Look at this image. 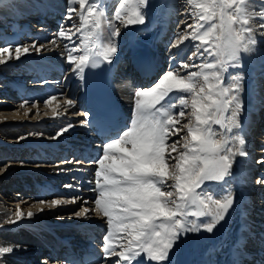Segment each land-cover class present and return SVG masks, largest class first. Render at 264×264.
<instances>
[{
	"label": "snow or ice",
	"instance_id": "6c2138e0",
	"mask_svg": "<svg viewBox=\"0 0 264 264\" xmlns=\"http://www.w3.org/2000/svg\"><path fill=\"white\" fill-rule=\"evenodd\" d=\"M186 3L192 6L190 15L195 24H185L170 48L179 52L191 45L192 52L155 84L135 90L130 125L109 137L100 154L88 161L97 165L94 181H89L94 184L90 190L96 193L94 207L82 206L72 213L77 218L95 215L105 219L103 253L107 264H173L175 250L189 233H213L237 203L231 190L215 199L203 186L207 182L225 181L232 175L236 157L249 155L244 136L229 135L233 129L241 128L243 74L229 75L227 84L224 77L229 67H243L242 54L256 51L258 43L264 45V0H186ZM149 5L150 0H119L113 20L126 27L142 25ZM74 13L79 16V26L72 22ZM104 16L103 0H68L65 19L78 32L81 28L84 31L74 40L76 34L61 25L50 40L56 47H59L57 39L65 42L68 50L65 62L81 81L86 69L102 62L110 64L118 52L120 29L112 22L108 24L111 29L108 42L95 43L102 38ZM45 47L43 42L39 46L36 42L31 45L9 42L0 47V66L19 61L31 55L32 50L40 54ZM54 100L55 95L47 98L45 107H50L53 116L58 117L62 115L57 111L61 105L53 106ZM28 103L25 100L20 107ZM32 103L35 107L38 102ZM64 103L75 106L76 101L66 99ZM77 115L85 117L81 126L92 123L88 119L90 112ZM178 117L186 118L187 122L181 124ZM214 125L220 126L219 134ZM74 127L67 124L57 137ZM184 130L186 134L181 135ZM257 162L264 163V158ZM6 170L7 165L0 168V172ZM255 183L264 186V178ZM77 202L88 203L79 196L39 200L31 206L37 212L30 208L26 214L17 205L18 210L0 222V230L4 224L16 225L43 212L44 207L40 206L55 209ZM14 250L12 246H0V258Z\"/></svg>",
	"mask_w": 264,
	"mask_h": 264
},
{
	"label": "rangeland",
	"instance_id": "374dc122",
	"mask_svg": "<svg viewBox=\"0 0 264 264\" xmlns=\"http://www.w3.org/2000/svg\"><path fill=\"white\" fill-rule=\"evenodd\" d=\"M19 1H24V0H19ZM2 2H5L6 4L5 6L9 8L8 6L11 0H1V4ZM178 2L181 3L180 6L178 5ZM183 2H185V4H183ZM176 5L180 9L175 8ZM16 6L17 7L14 8L16 9L15 12L17 11L20 12L21 11L20 6L18 5ZM117 6L118 4L114 7L113 11L109 12V17H104L106 21L114 23L116 27H119L120 29L121 37L119 36V38L116 41L118 47V53H119V57H117V60L119 62L123 61V64H120L118 66L117 72L115 74L116 78H119V76L122 75V70L123 71L125 70L124 68L125 63L128 60L133 61V59H135V57L137 56V51H140V49L143 48L155 59L162 62L163 65L165 64V72L159 75V77L156 80L158 81L167 71L170 70V64L168 59H171L172 57L173 61L179 60L177 49L170 48L169 44H171L176 39L178 32L184 31L185 24H195L194 19L190 15V13L193 11L192 6L188 5L186 3V0L185 1L184 0H168V1L154 0V3L152 5H149L146 9L147 14L145 16V23L142 25H132L130 27L124 26V24H122L120 21L113 20L114 13L117 10ZM169 6L171 9H169ZM7 10L5 9V12L9 11ZM196 11L199 10L197 9ZM9 13L10 16L14 15L12 11H10ZM161 13H165L164 17L161 16ZM106 21L105 24H107ZM165 27L169 28V30H167L168 34L164 33L165 35L163 37V31L165 30ZM83 31L84 29L81 28L80 31L77 33V36H80L81 32ZM188 31L190 32L192 31V29H189ZM0 32L4 33V31H2V28L0 29ZM110 32L111 29L106 34H109L110 36ZM155 33L157 34V36H160V38L156 39L153 45L146 43V41L150 39L149 37ZM106 36L107 35H105L104 37ZM77 42L79 43L80 41L77 40ZM137 42L142 43L143 45L139 46L136 44ZM29 44L31 45L30 41ZM187 49H188L186 50L187 52L185 51L186 53L185 56L189 55L192 52L191 45H189ZM121 52L123 54L120 55ZM255 52H257V54H260V59L258 58L257 60L248 61L247 60L248 56L250 57L251 53L249 55L242 54L241 59H242L243 67H230L232 70L228 69V73H226L224 77V82L225 84H227L229 83V75L236 76L237 74L242 73L243 88L244 85L245 86L249 85L246 87V90L251 93V96L249 97L250 106L240 116L241 135H243L242 133L245 131L243 127L248 122L252 121L251 116L255 117L256 112H258L256 110H252V99L254 97V94L257 97H260L261 100H264V97L262 96L260 90L262 89V78H263L262 76H264V54H261L262 52H264V45H260L258 43L256 46V51H254L253 53ZM73 54L76 55L78 53H73ZM44 55L42 56L36 55L37 57L33 56L30 58L29 56H27V57H23L19 61L12 60L9 62L7 66H0V168H4L7 165V170L0 172V209L4 213L10 215V214H14L18 210L17 205H19V210L25 212V214L30 208L34 213H36L37 209L31 206L33 204H36L37 201L39 200L51 201L52 199H57V198L69 199L74 196L82 197V199L88 201V203L81 204L80 202H77L76 204L57 207L55 209H50L47 206H40V207H44L43 212L37 213L30 219L26 218L16 225H9V226L17 227L23 232L24 231L25 233L27 232L29 234L28 235L26 233L28 235V238L30 237L29 239L28 238L27 239L30 240L32 243H36V245L38 244L39 246L47 243H51L53 246H57L58 244L63 243V241L59 238L62 239L66 238L71 241L70 243H72L73 241L74 242L73 244L83 245L85 241V236L89 233H95V227L101 223L102 219L96 217L95 215L90 216V218L88 219H85L83 217L77 218L72 215V213L78 211L82 206L94 207L93 200L96 195V193L93 192V196L85 198L84 194H80L81 188L79 186L77 187V185L74 183L76 179L71 177L70 175L71 173H65L68 172V170H70V168L66 169L68 167L72 166V169H78V170L81 167L79 165L74 166L75 163L70 158L63 159V157L66 156V153L69 152L71 154L70 149L74 147L75 143L77 144L80 141L78 136L73 137V135L71 136L61 135L57 137V133L55 134L54 131L49 132L48 130H45L46 128L54 129V127H60V125H64L66 123L68 124L73 123L74 125H76L75 124L76 122L77 124L78 122L80 123L81 119L83 118L82 115L81 117L77 118L78 117L77 113H81L80 102H78V99H76L75 96H72L71 93H69L70 89H72L76 93V86H74V84L77 82V79L74 76L72 78L73 72L70 70V68H69L70 71H65L64 73L59 72L57 71V68H54L53 69L54 71L51 72V74H60V76H58L59 81H63V83L67 82L68 85V80L70 82V78H71V83L68 89L62 88L61 86L62 84L61 82H59V84H57L56 86L52 84L54 86L52 87L53 89H60L59 92L52 90L51 92L50 90L48 92V90L42 88L41 92L39 93L38 91L35 92L40 95L39 97H32L29 95V91H26L25 93L24 91H21L17 88L18 86H21L22 88L21 83L22 84L27 83V89L29 88V84L31 80L29 81V78L27 76L28 75L27 70H25V68L28 67L29 65L32 66V68L33 67L44 68V66L46 67L48 63L62 64V65H66V67L68 65L65 62V58L68 55V52H66L65 54L63 53V56L59 57V59L57 58L58 56L55 57V56H48V55L44 56ZM34 57L36 59H34ZM37 58L38 59L41 58L43 63L47 62V64L42 65L41 59L38 60ZM55 60L58 61L56 62ZM256 64L257 67H253ZM124 79L127 83L130 81L129 80L130 77L124 76ZM6 85L7 86L10 85V86L7 87ZM11 85L14 87V89H12L13 87ZM15 91L18 92L16 93ZM22 93H24L25 99L24 98L20 99ZM50 93L56 96V100L52 101L53 106H55L57 103L61 105V107L57 111L62 115L58 117L53 116L50 107H45V100L51 96ZM66 99H75L76 101L75 106L66 105L64 103ZM23 100H28L29 103L26 104L23 108H21L20 105L24 102ZM33 101L38 102L35 107H33V103H32ZM29 108H31V112H28ZM65 108H67L66 112L64 111ZM37 112H39V115H36ZM244 115H246V117H244ZM72 116L74 118H72ZM178 119H180L181 124L187 122L186 118L178 117ZM213 128L214 131H216L218 134L222 131L219 125H214ZM184 134H186V130H184L181 133V135ZM250 137H251L250 138L251 143L249 141V138L246 135L244 136L247 142L246 149L248 144L250 146L251 144L252 145L255 144V147H257L255 148V150L253 149V151H251L252 154L251 158L252 160H256V163L250 171L251 176H253V173L251 172L253 171L254 168L255 171L254 176H255V180H257L258 176L261 174V171L263 170L264 172V167H262L258 171L256 170L260 167V165L256 166V164H258L257 161L264 158V155L260 157L261 152L262 153L264 152V127H260L258 129L255 138L254 136H250ZM11 138L15 139L16 144L10 142ZM217 138H219V135L217 136ZM254 151H256L255 154ZM251 154H249L248 157ZM63 161H69V162L62 163ZM247 163H248L247 158L240 157L239 166L240 168L244 167V171ZM37 166H45V167L38 168ZM60 166L61 168H58ZM60 170L62 171V173L60 172ZM233 170L235 172H240V169L238 168L234 169L232 167V173H234ZM63 173L65 174L63 175ZM216 183L217 182L205 183L203 186L204 191L211 194V196H214L215 192L212 189L215 187ZM36 185L41 188H45L46 190L43 193H39L38 191V194H34L33 196H31V192L35 191ZM66 185H73L74 187H65ZM77 189H79V191H77ZM46 192H55L56 194L55 195L50 194L49 197H45L43 195ZM232 211L233 210H231V212ZM60 214H64L62 221L57 220V216H59ZM231 214L230 216L226 217V220L223 221L220 225H218L217 229L211 234L205 231L195 233L192 235H190L189 233L187 237L181 241L179 246L180 248L178 247V249H176L175 252L177 253H174L173 257H175V255L178 257V258L177 257L174 258L176 260V264L178 263L183 264L180 261L179 253L181 251V248L191 240L195 242L196 245L199 246L198 250L196 251V253H198L197 257H194L193 254L190 255L194 259L200 258L199 259L200 261L196 260L195 264L202 263V260L204 259H207L208 263L211 262V258L208 254L210 253V248L213 249V247H216L215 243L211 241L212 240L219 241L221 239V237H219L217 234H219L220 232L225 233L226 229L229 228L230 224L232 223ZM104 221L105 219L103 220L104 223L103 226L106 227L105 225L106 221L105 222ZM9 226L3 227L2 230H6L10 228ZM225 227L226 229L223 230ZM2 230H0V232ZM78 231H80V233H78ZM106 231L107 228L105 229V234ZM47 235H49L48 236L49 240L48 238H46ZM79 235L80 237H78ZM36 237L38 239H36ZM116 243H119V240ZM181 244L183 245L181 246ZM207 251H209V253ZM30 254L33 253L27 251L21 253L6 254L5 256L0 258V264H6V262L9 261L10 259L13 261L15 260L16 264H46L47 260L45 261L43 260L45 263L44 262L42 263L40 257L33 256L31 258L32 260L27 259V256ZM111 258L115 259V257H111ZM189 262L193 264L191 258ZM53 263L51 261L47 262V264H53Z\"/></svg>",
	"mask_w": 264,
	"mask_h": 264
},
{
	"label": "bare ground",
	"instance_id": "6f19581e",
	"mask_svg": "<svg viewBox=\"0 0 264 264\" xmlns=\"http://www.w3.org/2000/svg\"><path fill=\"white\" fill-rule=\"evenodd\" d=\"M118 2H119V0H103L104 9H105V16L104 17H109V12L113 11L114 7L118 4ZM153 3H154V0H150V5H152ZM183 4H185V2H183ZM5 5H6L5 2H2V4H1V0H0V15H1L0 20L2 19L1 24H3V25H1L2 27L0 26V29L2 28V31H4V33L0 32V47L5 46L9 42H11V43H13L15 45L17 42L21 43V44H27V41H28V44H29V41H30L31 44L33 42H36L37 46H39V44L41 42H43L46 47L44 49H41L40 54H36L35 51L32 50V54L28 55L29 58L33 57V56H36V55H41L42 56V55L45 54V55H48V56H55V57L58 56L57 58L59 59V57L63 56V53L65 54L66 52H68V50L65 48V42L62 39H57L56 40V44L59 45V47H56V45L50 43V40H52L53 38L44 39L41 42L38 41V39H39L38 37H35L34 40H26L24 38H21L20 34L23 33V31L21 30V28H17V27H14V26L11 25V21H10L11 20V16H10V13H9L10 11H12L13 13L16 11V9H14V8L17 7L16 5L20 6L21 11L20 12L17 11L14 14L17 17H20V16L25 17L24 23L28 24L29 22L27 23L26 21L30 20V21L33 22V19H36V18H34L36 14H34V16H32L33 14H29L28 12L29 11L30 12L39 11V13H37V14H43L44 10L40 8L41 6L47 5L49 7L54 8V9H55V7H59L61 12L66 14V11H67V8H68V0H24V1L11 0L10 4L8 6L9 8H7ZM178 5L180 6L181 3L178 2ZM170 6H169V9H171ZM164 8H165V6H164ZM175 8H178V6L176 5ZM5 9L6 10L8 9L9 11L7 10L8 12H5ZM77 9H78V6H77ZM178 9H180V8H178ZM165 13H161V16L164 17ZM28 17L33 18V19H28ZM42 17H45V16L42 15ZM105 21L106 20L103 19L102 20V24H101L102 38H101L100 41H96L95 42L96 44H106L108 42V39H106L107 36L104 37L105 35H107L106 33L109 31V27H108L107 24H105ZM72 22H75V24L77 26H79V24H80L79 16L77 14H75V13L73 14V21ZM72 22L64 19L63 23H64L66 28L70 29L71 33H75L77 35V33H78L77 32V28L71 27ZM49 23H54V21L53 22L49 21ZM9 28H10V30H8ZM167 30H169V28L165 27V30L163 31V37H164L165 34H168ZM57 31H59V30H57ZM28 32H29V30H28ZM9 33H12V34H9ZM76 35L73 36L74 40L77 39ZM40 39H42V38L40 37ZM157 39H158V36H157ZM23 42H26V43H23ZM48 49H52V50L49 51ZM186 50H188L187 47H184L179 52L177 51L179 60L178 61H173V60L171 61V62H173V67L172 68H175L178 65L179 61L185 57V55H186L185 51ZM115 56L116 57L112 58V62L110 64L108 63L110 70L115 65V62L113 60H115L117 58V54ZM25 57H27V56H25ZM258 58L260 59V54H257V52L251 53L250 57L248 56V59L246 57V59L248 61L257 60ZM34 59H36V58L34 57ZM40 59L41 58H39L38 60H40ZM171 59H173V58L171 57ZM41 61H42V59H41ZM53 61H54V59H53ZM55 61L57 62L58 60H55ZM136 62H138L142 66H144L145 65L144 56L138 58L136 60ZM37 63H38V61H37ZM41 63H42V65L43 64H45V65L47 64V62L43 63V61ZM59 63H60V61H59ZM66 64H68V63H66ZM257 64L255 66H253V67H257ZM137 66H138V64H137ZM41 67H43V66H41ZM67 67H68V69L66 71H68L69 68H70L69 64L67 65ZM128 68L132 69V66L129 65ZM32 69L33 68L30 65L25 68V70H27V73H28L27 76H29V81L31 80V82L29 84V88H28L29 90L27 89V83H24V84L21 83V85H22V90L21 91H24L25 93H26V91H31V93L35 95V92L36 91H38V93L41 92L42 91L41 88L43 86H45L47 83H49V84L57 83L58 80H55V79L54 80L51 79V80L47 81V83H45L44 85L41 84L40 79H37L35 81L37 83H33L34 81L32 82V80H35V78H31L30 76H31V73L36 74V70H32ZM239 69H241V68H239ZM149 70H154L155 71L156 68H154L152 66H146L144 70L141 69V72L143 73V72L149 71ZM28 71H30V72H28ZM45 71H48V72H46V74H49L51 70L44 66V71L43 72L45 73ZM53 71H51V72H53ZM38 73H39V75L42 74L40 71ZM26 79H27V77H26ZM262 81L264 83V78H262ZM114 83L116 85L117 92H122L124 87L127 84V82L125 81L123 76L120 79L116 80ZM152 84H154V83H151V84L146 85V86L149 87ZM9 86L10 85H8L7 87H9ZM247 86H249V85H246V86L244 85V88H243V90L241 92V98H242V100L244 102V111L247 110L249 108V106H250L249 105V97L251 96V93L246 90ZM263 86H264V84H262V87ZM17 88L21 89V86H18ZM12 89H14V87ZM260 90H261L262 96L264 97V88H262ZM253 93H254V91H253ZM52 94H53V92H52ZM21 98L25 99L24 93H22V95L20 96V99ZM253 99H254V101H253ZM253 99H252V110H256L258 112H256V116L255 117L251 116L252 121L248 122L243 127V129H245V131L243 130L244 132L242 133L244 136L246 135L249 138L250 143H251V139H250L251 137L250 136H252L251 133H253L251 128H253V125H257L258 123H256V122L258 120H260V118L263 117V115H264V100H261L260 97H257L255 94H254ZM38 100H40V99H38ZM86 100H87L86 103H88V96L86 97ZM23 101H25V100H23ZM253 104H254V107H253ZM127 106L129 108V110H133L134 109V99H132L129 103H127ZM73 116H72V118H74ZM77 116H78L77 118L81 117V115H77ZM244 117H246V115H244ZM82 120H85V118H82L81 121ZM67 124L68 123H66L64 125H60V127H54V129H48V128H46V129L44 128V129L48 130L49 132L54 131L55 134H56V133L59 132V130L62 127L66 126ZM75 124L76 125H75L74 129L70 130L67 133H64V135H62V136H71V135H73V137H75V136H82V135L87 133V127L86 126H81L79 122H78V124H77V122ZM262 124H264V122H262ZM261 127H264V125H261ZM229 135L230 136L241 135L240 128L239 129H233L232 132ZM255 135H256V133L254 134V136ZM10 142L16 144L14 138L13 139L11 138ZM59 142H61V141H59ZM253 145H254V148H253ZM253 145L252 144H251V146L249 144L247 145V151L249 152V154H251V151H253V149L255 150V148H256L255 144H253ZM96 148H98V146H96ZM70 150H71V152H74L75 149L73 147ZM255 153H256V151H254V154ZM263 155H264V152L263 153L261 152L260 157L263 156ZM251 157H252V154L249 157H247L248 163L246 164V168H245V171H244V167L240 168V166H239L240 165V157L237 156L236 160H235V162L233 164V168L234 169H237V168L240 169V172H235L233 170V172L235 174L232 173V175L230 177H226L225 178L226 179L225 181L217 182V184L215 185L214 191L216 192V195L213 196L215 199H221L223 197V195L226 193V191L231 190L233 195L236 198V201L240 205H239V207H236L235 210L233 211V213L231 214L232 215V223L230 224V226H229V228L227 230V233L224 234L223 238H221L219 241L218 240L214 241V243L217 244L218 246H220V248H223V256L219 255V258H218V254L216 253V251H213V249H211L209 247L210 248V253H209V251H207V252L209 253L208 255L211 258V262L208 263L207 259H204V260H202V263H199V264H237V262H239V264H248V263L243 262V260L248 259V257H250L251 255H253V253H256L259 250L258 248H256L257 244H259V243L263 244L264 243V186L258 185V184L255 183L256 180H255V176H254L255 175L254 169H253V172H252L253 173V176H252L253 179L250 178V176H251L250 171H251L252 167L256 163V160H252ZM248 158H250V159H248ZM260 164H261V167L256 169L257 171L259 169H261L262 167H264V163H258V164H256V166H258ZM75 165H81V163L80 162L79 163H75L74 166ZM63 166H64V164H63ZM37 167L38 168H44L45 166H37ZM51 168H53V167H51ZM58 168H61V166L58 167ZM69 168H70V170H68V172H65V173H76L80 177H82L83 175H87V174H91V176L93 175V171H91L88 168H82L81 167L78 170V169H72V166H71V167H68L66 169H69ZM60 172L62 173L61 170H60ZM262 172H263V170L261 171V174L258 176L257 179L264 178V172L263 173ZM65 173H63V175ZM72 178H75V177L73 176ZM81 181H82V184L85 183L86 186H90L91 188L93 187V184L89 183V181H85V180H81ZM74 183L77 185V187L79 186L76 182H74ZM38 188H41V187L36 185L35 191L31 192V196H33L34 194H38V191H39V193H43L46 190L45 188H41V189H38ZM32 190H34V189H32ZM77 191H79V189H77ZM80 191H81L80 194H84L85 198L90 197L91 193H92L91 191L85 190V188L83 186L80 189ZM46 193H44V195ZM50 194L55 195L56 193H54V194L53 193H49L47 195H50ZM252 197L256 198V202L255 203L252 201ZM14 206H16V205H14ZM8 216H9L8 214L4 213L0 209V222H2ZM63 217H64V214H60L59 216H57V220L62 221ZM103 220L104 219H102V221H101V223L99 225L101 227L105 228V226H103L104 225ZM105 225L107 227V224H105ZM7 226H9V225L8 224H4L3 225V227H7ZM26 233H25V231L23 232L22 230L18 229L17 227H10V228H8L6 230H2L0 232V246H12L15 249L13 253H21V252H27V251L32 253V250L34 249L35 254L33 253V254L28 255L27 259H31L33 256L40 257V260L42 261V263L45 260H47L46 258H48L49 260H47V262L48 261L49 262L51 261L52 263L54 262L53 264H56V263L57 264H80L79 262L71 263L70 261H68L66 259H58V258L51 257L52 252L56 253L58 250H60V244H62V243L58 244L57 246H53L51 243H47V244H43V245L38 246V245H36V243H32L30 240H28L30 237L28 238L29 234L27 233L28 234L27 235ZM78 233H80V231H78ZM75 234H77V233H75ZM192 234H195V233H190V235H192ZM48 236L49 235H47L46 238H48ZM78 237H80V235ZM48 240H49V238H48ZM248 243H250L252 245L250 246ZM182 245L183 244H181V246ZM75 246H77V245L76 244H72V243H67L65 245L66 252H69V251H72V250L76 249L77 247H75ZM44 247L47 248L46 251H43ZM198 247L199 246L196 245L195 242H193L192 240L190 242L186 243L181 248V251L179 253L180 254V256H179L180 257V261L183 264H185V263L189 264L190 263L189 262L190 258H191L193 264H195L196 260L200 261L199 260L200 258L194 259V258H192L190 256L195 251L198 250ZM249 247H251V250H249ZM175 253H177V252H175ZM197 255H198V253H196L194 255V257H197ZM175 257H177V256L175 255ZM175 257H173V264H176V260L174 259ZM47 262H46V264H47ZM6 264H16V261L15 260L13 261V260L10 259L9 261L6 262ZM178 264H180V263H178Z\"/></svg>",
	"mask_w": 264,
	"mask_h": 264
}]
</instances>
